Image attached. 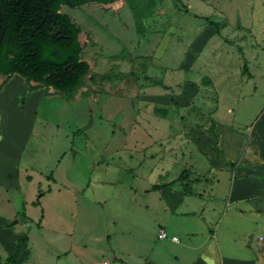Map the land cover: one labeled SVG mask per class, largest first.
<instances>
[{"label": "rangeland", "instance_id": "374dc122", "mask_svg": "<svg viewBox=\"0 0 264 264\" xmlns=\"http://www.w3.org/2000/svg\"><path fill=\"white\" fill-rule=\"evenodd\" d=\"M62 10L80 28L79 56L90 67L83 86L75 97L44 89L29 101L40 86L12 84L0 103L3 115L23 112L5 118L0 148L26 139L18 158L7 154L18 180L0 186V217L25 220L14 225L28 237L20 263L118 264L119 255L139 264L134 256L147 248L174 261L185 241L175 227L209 235L214 220L200 226L197 206L163 214L157 200L170 186L152 185L177 169L187 171L182 181L200 176L205 158L194 134L209 121L244 129L263 108L264 0H117ZM225 204L218 201L219 213ZM161 230L166 238H157ZM258 236L250 235L252 247L261 248Z\"/></svg>", "mask_w": 264, "mask_h": 264}, {"label": "crops", "instance_id": "0c3cea01", "mask_svg": "<svg viewBox=\"0 0 264 264\" xmlns=\"http://www.w3.org/2000/svg\"><path fill=\"white\" fill-rule=\"evenodd\" d=\"M63 6L66 5H61V12H63ZM80 15H82L81 12ZM260 23L264 30V16L260 15L259 26ZM257 34L260 38L263 31L260 30ZM251 82L256 83V81ZM12 84L19 86L23 91L24 89L28 91L25 78L18 73H12L9 76L0 73V103L10 95ZM31 84L40 87L34 91V95L29 101L37 100L44 89L51 93L56 92L52 87H46L36 82H31ZM262 85L264 86V82ZM256 91L257 86H254L255 98L257 97ZM249 95L252 94L249 92ZM15 114L22 115L23 112L21 109H16L14 112H7L3 115L0 111V126L2 127L0 148L8 139L6 129L9 122L5 118ZM253 115V120H250L244 129L232 122L213 119L212 122L209 121L207 127L197 130L194 139L201 150L200 153L205 158L203 162H199L200 176L188 177L186 179L188 181L180 180L178 184L164 189L163 193L158 196L157 202L161 204L158 210H161L163 214L168 212L172 215L177 212L184 214L182 208L184 205L191 207V211L194 213L195 206H197L200 226L214 223L217 232L215 230L213 234L207 235L198 230L200 231L198 233L202 234L199 236L195 230L194 232L188 230L189 227L176 226L175 229L182 231L185 235V241L181 243L180 247L173 249L172 258L174 261L168 257L164 259L165 255L161 252H153L147 248L146 255L137 254L134 256L139 264H264V238L261 239V236H258L261 248L252 247L251 243L249 244L250 235L254 233V230L264 233V106L260 110H254ZM2 117L4 121H2ZM25 125L28 126L30 123ZM23 130L27 135L26 126ZM25 140H17L6 147L3 154H0V186L8 185L10 179L18 180V174L16 179L11 178L14 169L10 168L12 164L7 159V154L14 153L18 158L23 150ZM170 172L169 174L168 172L159 173L164 175L165 182L163 183L176 179L180 170ZM206 192H209V197L202 200V196ZM191 195L193 199H189L192 197ZM220 200L226 203V208L222 213H219L217 207ZM150 210H154L153 207ZM219 214L221 216L218 218ZM215 215L217 218L214 219ZM15 219L16 222L10 223L4 217H0V248L4 251V260L1 263L8 256L15 254L16 239L22 237L18 231L16 233L14 225H23L25 220L20 219L21 223L18 224L19 218L15 217ZM158 234L157 238H159ZM166 237L167 235L162 238ZM172 237H176V235L172 234ZM172 237L170 242L177 243L179 241L178 238L173 240ZM27 246L28 237L20 247V252L15 259L16 264H21V258L27 254ZM115 259L118 264H130L119 255Z\"/></svg>", "mask_w": 264, "mask_h": 264}, {"label": "trees", "instance_id": "16d2710c", "mask_svg": "<svg viewBox=\"0 0 264 264\" xmlns=\"http://www.w3.org/2000/svg\"><path fill=\"white\" fill-rule=\"evenodd\" d=\"M116 0H0V8L6 15V28L0 40V73H18L25 78L29 89L38 87L31 82L52 87L73 97L83 86L90 67L80 59L82 46L78 35L80 28L68 13L60 11L61 5L70 8L88 2L109 4ZM197 16V15H194ZM216 31V21L202 17ZM3 17L0 12V32ZM186 170L179 176L163 184L152 185L159 190L180 181ZM27 241L26 235L16 239V252L0 264H16V256L21 245Z\"/></svg>", "mask_w": 264, "mask_h": 264}, {"label": "water", "instance_id": "95a60500", "mask_svg": "<svg viewBox=\"0 0 264 264\" xmlns=\"http://www.w3.org/2000/svg\"><path fill=\"white\" fill-rule=\"evenodd\" d=\"M0 12H1L2 17H3V27H2V30H1V32H0V40H1L2 35H3V32H4L5 28H6V15H5L4 12L1 10V8H0ZM15 222H16V221H15Z\"/></svg>", "mask_w": 264, "mask_h": 264}, {"label": "built area", "instance_id": "2783aa9c", "mask_svg": "<svg viewBox=\"0 0 264 264\" xmlns=\"http://www.w3.org/2000/svg\"><path fill=\"white\" fill-rule=\"evenodd\" d=\"M165 236H166L165 232H160V233L158 234V237H159V238H162V237H165ZM172 239H173V240H177L176 237H172ZM103 264H106V262H104Z\"/></svg>", "mask_w": 264, "mask_h": 264}]
</instances>
